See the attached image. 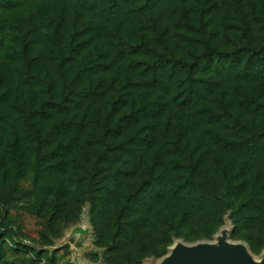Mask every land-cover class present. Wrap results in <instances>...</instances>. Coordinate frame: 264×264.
I'll return each instance as SVG.
<instances>
[{"label": "rangeland", "instance_id": "rangeland-1", "mask_svg": "<svg viewBox=\"0 0 264 264\" xmlns=\"http://www.w3.org/2000/svg\"><path fill=\"white\" fill-rule=\"evenodd\" d=\"M90 1L94 8L89 11L81 0H0V264H155L176 241H212L223 226L232 227L228 235L230 241L244 243L252 255L259 258L264 251V199L261 193L252 195L247 189L253 181L257 192L264 182L261 157L254 159L251 180L240 179L239 187L230 198L231 204L225 205L214 222L183 213L186 204L167 192L168 185L177 183L170 172L163 174L166 183L156 186L157 196H145V203L154 204L152 209L144 206L145 211L137 210L138 214L129 216L126 213L120 219L118 215L125 196L151 173H161L157 167L154 172H148L156 157L164 162L182 160L170 154L171 148L164 149L169 154L160 153L161 157L155 150L159 143L145 155L113 157L103 161L97 170L99 174L92 176L87 171L100 146L85 144L83 150L87 156H75L64 153L61 146L56 148L62 134L47 143L28 139L33 88L24 80L25 67L17 57L21 33L28 41L33 35L35 45L41 49L43 37L50 33L52 24L55 25L53 21L59 22V31L64 36L62 42L67 32L74 30L77 35L72 40L73 45H87L101 55L110 53L108 59L115 57L118 47L124 50L123 54L131 46L140 51L145 45L160 50L161 41L177 57L188 58L190 53L199 52L203 47L196 40V33L184 25L186 19L191 23L196 20L191 0H175L165 11L159 7L148 8L144 0ZM239 1L241 15L253 21L252 44L258 48L264 37V0ZM226 5L224 0L219 1L220 9L225 10ZM221 15L219 11L204 18L213 22V26H207V31L212 32L214 26L220 25ZM213 31L208 42L226 44L224 33L217 28ZM134 57L143 59L138 55ZM119 63L123 62H116ZM77 64L66 69L67 80H71L80 59ZM122 77L119 73L115 78L113 70L101 72L87 76L82 86L100 82L105 88L111 83L115 87ZM231 85L245 94L264 93L263 80H243ZM190 114L191 111L178 109L170 117L173 122L178 118L187 119ZM16 116L22 119L17 120ZM48 123L43 119L36 127L46 132L51 126ZM214 130L216 127L203 126L182 135L193 146L206 141L205 133ZM69 133L62 144L68 142L72 131ZM226 136L231 138L230 132H226ZM242 161L239 159V164ZM110 174L123 183L113 197L107 194L105 187L99 186L109 185ZM141 215L145 218V228H139L134 234L128 232L125 225L123 231L119 229L118 224H128L130 219ZM152 242L155 250L150 247ZM120 247L122 249L117 250Z\"/></svg>", "mask_w": 264, "mask_h": 264}, {"label": "trees", "instance_id": "trees-1", "mask_svg": "<svg viewBox=\"0 0 264 264\" xmlns=\"http://www.w3.org/2000/svg\"><path fill=\"white\" fill-rule=\"evenodd\" d=\"M173 1L144 0V4L165 11ZM191 1L196 20L191 23L186 19L184 25L196 33V40L203 47L199 52L190 53L188 58L177 57L161 41L160 50L145 45L140 51L131 46L123 54L124 50L118 47L115 57L108 59L110 53L101 55L87 45H73L72 40L77 35L74 30L67 32V38L62 42L64 36L59 31V22L55 21L50 33L43 37L41 49L35 45L33 35L30 41L22 33L19 36L17 57L25 67L24 80L33 88L28 114L31 130L26 132L28 139L34 143H47L62 134L56 148L61 146L64 153L75 156H87L83 150L85 144L100 146L87 171L92 176L96 172L95 176L99 174L97 170L103 161L127 154L132 157L145 155L157 143L159 146L155 150L159 157L160 153H166L164 149L171 148L170 154L182 159L164 162L156 157L148 172L160 168L161 175L151 173L125 196L121 216L118 215L120 219L126 213L129 216L138 214L137 210L145 211V207L152 209L154 204L145 203V196H157L156 186L164 185L166 177L163 174L170 172L177 183L168 185L167 192L186 204L183 213L214 222L225 205L231 204L230 198L239 187L240 179L251 180L254 159L261 157L264 161V93L245 94L231 85L243 80L264 81V37L258 48L252 44L253 21L241 15L239 0H224L228 4L225 10L219 8L221 0ZM81 2L87 10H93V1ZM219 11L222 21L211 31L214 33L217 28L224 33L226 44L213 45L208 42L213 37L212 32L206 29L208 25L213 26V22L204 21V18ZM136 55L143 59H136ZM78 59L80 65L71 80H67L66 69L78 65ZM112 70L115 78L119 73L123 75L115 87L111 83L105 88L100 82L82 86L87 76ZM178 109L191 111V114L187 119L178 118L172 122L170 115ZM15 119L22 118L16 116ZM43 119L51 125L46 132L36 127ZM203 126L216 127V130L205 133L208 139L203 143L190 146L182 134ZM71 131L68 142L62 144ZM226 132H230L231 138ZM239 159L243 160L242 164ZM110 176L109 185L99 186L105 187L107 194L113 197L123 183L114 174ZM256 189V183L251 181L248 193H261L264 199V182L257 192ZM144 221L141 215L130 219L128 224H118V227L123 231L125 225L126 230L134 234L139 228H145ZM153 245L152 242L150 247Z\"/></svg>", "mask_w": 264, "mask_h": 264}, {"label": "water", "instance_id": "water-1", "mask_svg": "<svg viewBox=\"0 0 264 264\" xmlns=\"http://www.w3.org/2000/svg\"><path fill=\"white\" fill-rule=\"evenodd\" d=\"M231 229L221 227L212 241L186 243L178 240L157 264H264V251L256 259L244 243L228 239Z\"/></svg>", "mask_w": 264, "mask_h": 264}, {"label": "bare ground", "instance_id": "bare-ground-1", "mask_svg": "<svg viewBox=\"0 0 264 264\" xmlns=\"http://www.w3.org/2000/svg\"><path fill=\"white\" fill-rule=\"evenodd\" d=\"M256 259H258L257 257H255ZM158 263V260L156 261V263L155 264H157Z\"/></svg>", "mask_w": 264, "mask_h": 264}]
</instances>
